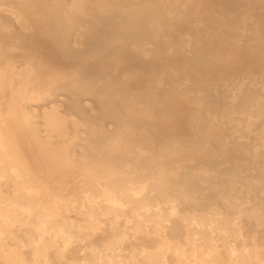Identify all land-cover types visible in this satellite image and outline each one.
<instances>
[{
  "label": "bare ground",
  "instance_id": "1",
  "mask_svg": "<svg viewBox=\"0 0 264 264\" xmlns=\"http://www.w3.org/2000/svg\"><path fill=\"white\" fill-rule=\"evenodd\" d=\"M252 1L0 0V264H264V234L244 233L264 226L247 194L264 186V81L213 87L202 110L172 65L245 45L219 23ZM171 92L196 105L187 129ZM212 141L254 161L235 170Z\"/></svg>",
  "mask_w": 264,
  "mask_h": 264
},
{
  "label": "rangeland",
  "instance_id": "2",
  "mask_svg": "<svg viewBox=\"0 0 264 264\" xmlns=\"http://www.w3.org/2000/svg\"><path fill=\"white\" fill-rule=\"evenodd\" d=\"M234 13H233L234 16H232V18L231 17L222 18V20L219 23L222 27L221 26L220 27L221 29H225L227 27L226 24L228 23L232 24L234 27L237 28V31L240 34V37L246 40V42L244 43L245 45L240 46L237 44H229L224 41H220L218 42L217 44L218 46L213 52L214 54L212 53L209 54L211 55L209 59H206L205 57H201V54L194 53V54H190V56L186 58L182 56L181 59L176 61L177 64L176 62H174V64L172 63L173 67L177 68L176 69L177 71L187 72L192 77L191 81L189 82L188 88L191 89L192 91H195L196 88L202 90L200 91L201 96L202 95L206 96L207 93L213 87H216V89L219 90V89H223L227 85H230V87L236 86L239 79H241V76H246L248 75V73H250V76L254 77L255 80L258 79L259 81H264V79H261V76H264V71L263 69L260 68L262 65H264L263 63L264 62V37H262V35L264 34V4L260 2H253V1L250 2L249 4L245 3L243 6H240L234 9ZM248 17H251L252 19ZM229 19H232V20L229 21ZM257 42L258 44H255ZM247 43L249 44L247 45ZM255 45L258 47H256ZM244 80H247V79H244ZM133 83L136 84L135 79H133ZM221 98L222 96L216 93L207 95L205 98L207 102H205L202 105H198V106H200L202 110H205V108H208L209 110H213L214 108L219 107L218 105H220ZM186 99L187 98L185 96L179 97L178 95H176V93L171 92L167 100V104L169 105L170 112H172V110L174 109V102H179L181 105L179 108V112L177 113V115L179 116V123H178L179 128H177L178 130L180 129V127L185 128V129L189 128V126L187 125L186 127L184 126V123H186L187 121L186 120L187 113H188L187 109L189 108L191 109V107L194 108L196 106L195 104L193 106L191 103H189V100L188 99L186 100ZM215 105L216 107H214ZM189 120L190 118H188V121ZM261 121H263V116L254 118V123L253 125H251V128L253 131L251 132L249 136L253 137L255 133H257L258 131L262 129L261 127L262 125L260 124ZM243 124L244 122H241L238 120L233 121L234 127H232V129L236 127L235 129H238L241 132L242 130L241 125ZM167 126L169 127L170 130H172L173 127L171 124H168ZM244 130L248 131V128H245ZM212 145L215 148V151L218 153V156H215L216 160L219 161L221 159L223 161V164H226L234 168L235 170L239 171L243 169V164L254 161L253 159H250L249 157H244V155L239 152H235V153L231 151L221 152L218 146L213 141H212ZM196 156H193L191 160H185L183 162L188 163V164L198 162L200 160L199 155H196ZM205 166H208V165H205ZM253 167H254L253 164H250L248 167V170L245 172L255 173V170L253 169ZM263 185H264V182H263ZM234 187H235V192H234L235 195L242 196L246 194L245 191H241V189L239 188L238 182L234 184ZM247 194L250 197L256 194L258 198L259 196H261L260 194L264 195V186H263L262 191H259V189L252 187L250 191H248ZM179 207H180L179 214L181 216H186L189 213V211L193 209L192 207H187L184 205L179 206ZM220 210L224 211V214L227 216L235 215L234 213H231L232 210L228 211L222 206L220 207ZM110 224H113V222ZM244 226H245L244 233H246V231H249L248 235L255 233V231L257 230L258 231L260 230L264 234L263 225H262L263 227L255 226L253 225V221H249V222H245ZM244 239L247 240L248 236H245ZM113 249L117 251V247L113 246ZM80 253H81V250L79 249L78 252H76V254H80Z\"/></svg>",
  "mask_w": 264,
  "mask_h": 264
}]
</instances>
